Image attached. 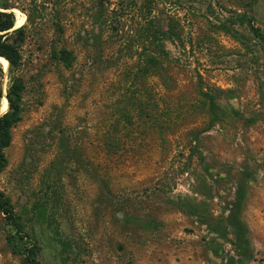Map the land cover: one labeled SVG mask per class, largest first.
Returning a JSON list of instances; mask_svg holds the SVG:
<instances>
[{
  "label": "rangeland",
  "instance_id": "obj_1",
  "mask_svg": "<svg viewBox=\"0 0 264 264\" xmlns=\"http://www.w3.org/2000/svg\"><path fill=\"white\" fill-rule=\"evenodd\" d=\"M0 3L24 16L0 190L39 263L264 264V42L246 22L264 37V0ZM11 241L0 213V264H21Z\"/></svg>",
  "mask_w": 264,
  "mask_h": 264
},
{
  "label": "trees",
  "instance_id": "obj_2",
  "mask_svg": "<svg viewBox=\"0 0 264 264\" xmlns=\"http://www.w3.org/2000/svg\"><path fill=\"white\" fill-rule=\"evenodd\" d=\"M0 8H8L7 4H1ZM249 30L253 35L258 37L261 42H264V37L258 32L249 20H246ZM14 16L11 11L0 10V57L8 61V67L6 70V82L3 89L2 79L4 70L0 65V99L4 95L6 98V105L4 112L0 114V172L6 165V157L4 149L9 145L11 140V128L20 120L22 106H21V93L23 90V84L18 68L21 63V56L19 52V42L22 40V36H13L20 34L22 31V25L14 28ZM169 28L166 30H159L160 36H169ZM144 36L142 40L147 44L152 42V38L155 36H148L147 28L143 29ZM145 49V45H142ZM159 52L157 54H150L143 52L142 64L138 71L140 75L145 76L150 74L156 66H161L166 60V53L163 52L162 47L158 44ZM53 58L60 62L63 66H70L74 56L72 53L65 49L59 48L53 53ZM204 95L208 100V109L212 117H215V103L212 95L205 92ZM107 141H103V145H106ZM0 213L3 218L12 227V247L15 251L22 254L21 264H41L35 259V253L37 251V245L35 241L25 236L21 232L20 223L17 221V217L14 215L8 197L0 190ZM236 228L239 244L236 246L238 252L242 255L244 260H248L252 257L251 250L248 248L245 227L242 224H238Z\"/></svg>",
  "mask_w": 264,
  "mask_h": 264
},
{
  "label": "bare ground",
  "instance_id": "obj_3",
  "mask_svg": "<svg viewBox=\"0 0 264 264\" xmlns=\"http://www.w3.org/2000/svg\"><path fill=\"white\" fill-rule=\"evenodd\" d=\"M11 10H13L16 13V19H15L16 23L14 25V28L19 27L20 25H22V21H23L22 18L24 16L20 17L19 15H21V14L17 9H11ZM0 65L2 66L3 70L6 72L7 67H8V61L6 59L0 57ZM5 105H6V98L3 95L2 98L0 99V114H2L4 112V110H5L4 108H6Z\"/></svg>",
  "mask_w": 264,
  "mask_h": 264
}]
</instances>
